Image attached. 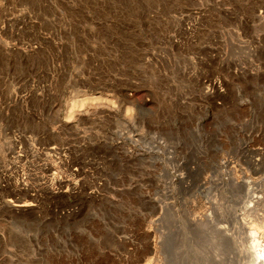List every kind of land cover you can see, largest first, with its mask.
<instances>
[{"label":"rangeland","instance_id":"obj_1","mask_svg":"<svg viewBox=\"0 0 264 264\" xmlns=\"http://www.w3.org/2000/svg\"><path fill=\"white\" fill-rule=\"evenodd\" d=\"M262 241L264 0H0V264Z\"/></svg>","mask_w":264,"mask_h":264},{"label":"bare ground","instance_id":"obj_2","mask_svg":"<svg viewBox=\"0 0 264 264\" xmlns=\"http://www.w3.org/2000/svg\"><path fill=\"white\" fill-rule=\"evenodd\" d=\"M213 85V87L215 88V86H214V84H211L210 86H212ZM216 85V84H215ZM206 88V87H205ZM207 90V89H206ZM8 205L10 206V207H12L14 210H18V211H22L23 210V208H25V207H29V206H31L32 204H20L19 202L18 203H16V202H12V201H10V203H8ZM27 213H29V212H27ZM32 213V212H31ZM31 213H29V214H31ZM255 226V225H254ZM252 226V230L250 231V235L251 236H253L254 235V229H257V226ZM257 238V237H256ZM261 238V237H260ZM257 241H258V239H256ZM255 238H254V240L252 239V246L254 247V249H256V251H258L257 250V247H256V244H255ZM260 240V239H259ZM263 242V241H262ZM259 243V242H258ZM257 243V244H258ZM264 243V242H263ZM260 244V243H259ZM262 244V243H261ZM257 246H259V245H257ZM260 248V247H259ZM238 251V250H237ZM243 252V250L241 249L240 250V253H242ZM238 254V253H237ZM256 254V253H255ZM260 255V257H259V259L261 258L262 259V261H259L258 259H257V257ZM259 255L258 256H256L255 255V258L257 259V261H259V262H261V264H262V262H264V247H262L261 248V250H260V252H259ZM248 256V255H247ZM260 259V260H261ZM238 260H240V259H238ZM256 261V262H257ZM259 262H257L258 264H259Z\"/></svg>","mask_w":264,"mask_h":264}]
</instances>
